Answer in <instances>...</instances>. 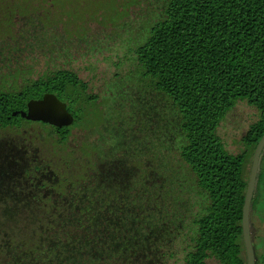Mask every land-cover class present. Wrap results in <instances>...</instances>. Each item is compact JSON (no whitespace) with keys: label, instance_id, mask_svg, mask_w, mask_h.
Returning <instances> with one entry per match:
<instances>
[{"label":"rangeland","instance_id":"rangeland-1","mask_svg":"<svg viewBox=\"0 0 264 264\" xmlns=\"http://www.w3.org/2000/svg\"><path fill=\"white\" fill-rule=\"evenodd\" d=\"M166 1L136 0L116 26L90 23L76 35L36 15L17 18L0 40V91L68 70L102 117L65 144L47 125L0 130V264H183L207 200L179 156V114L149 89L132 52ZM256 113L237 102L221 121L229 154L243 150ZM84 143L95 151L81 153ZM76 172L82 178L58 185L59 173Z\"/></svg>","mask_w":264,"mask_h":264},{"label":"trees","instance_id":"trees-1","mask_svg":"<svg viewBox=\"0 0 264 264\" xmlns=\"http://www.w3.org/2000/svg\"><path fill=\"white\" fill-rule=\"evenodd\" d=\"M135 4L136 0H0V40L11 35L17 18L36 15L42 27L62 26L76 35L85 33L90 23L116 26ZM132 52L149 89L163 94L179 114L184 139L179 156L207 200L204 213L194 221L197 230L183 264H207L210 258L228 264L231 256L236 263L233 234L238 233L246 186L243 171L264 136V0H167L162 20ZM87 90L88 84L68 70L30 80L19 90H2L0 130L21 127L26 121L11 114L25 111L30 100L52 94L73 117L69 127H50L65 144L73 129L93 130L102 122L97 98ZM243 101L259 117L241 137L246 150L233 155L225 150L217 129ZM91 120L95 123L88 125ZM89 147L84 143L81 153Z\"/></svg>","mask_w":264,"mask_h":264},{"label":"flooded vegetation","instance_id":"flooded-vegetation-1","mask_svg":"<svg viewBox=\"0 0 264 264\" xmlns=\"http://www.w3.org/2000/svg\"><path fill=\"white\" fill-rule=\"evenodd\" d=\"M255 116L257 118L256 119V121H257L259 114L256 113ZM31 123H36V124H40V125H47V124H43L40 122L26 121V123H24L21 127H24L25 125H30ZM47 126H49L46 129L47 131H50L51 128H55V127H52L50 125H47ZM21 127H18V128H21ZM12 128H15V127H12ZM7 129H10V128H7ZM55 129L59 131L61 128L60 129L55 128ZM87 131H91V129H89ZM242 146H243V150L241 152L246 150L244 145H242ZM259 159L260 160H259L258 166H257L256 178H255L253 190L251 193V198H250L249 207H248V215H247V236H248V243H249V246L251 249V256H252V263L253 264H264V150H262ZM250 163H251V158L249 160H247V162L245 163V167H244V171H243V179L246 183V186H245V191H244L243 199H242V203H241L239 219L237 221V226H236L238 229V233L233 234L234 239H235L234 244L237 248V253H236L237 262L233 263V257L231 256L229 258L228 264H248V254H247V248H246V244H245V239H244V235H243V229H242V223L241 222H242V207H243L245 192H246L248 179H249L248 177H249V172H250ZM60 175L61 174L59 173L58 177H59L60 184H58V185H61V180L62 181L67 180V179H61ZM230 222H231V220H230ZM194 236L192 238H189V245H190L189 249L190 250H191L192 240H193ZM189 251H187L185 253V255ZM183 259H184V257H183ZM208 261L211 262L212 264H220L214 258H210L207 260V264H210Z\"/></svg>","mask_w":264,"mask_h":264},{"label":"water","instance_id":"water-1","mask_svg":"<svg viewBox=\"0 0 264 264\" xmlns=\"http://www.w3.org/2000/svg\"><path fill=\"white\" fill-rule=\"evenodd\" d=\"M19 115L25 121L40 122L55 128L68 127L73 122V117L67 111L66 105L52 94H44L39 100H30L25 111L13 112L12 117ZM262 150H264V136L257 142L251 157L248 184L242 207V229L248 254V264L252 263L251 249L247 236L248 207L256 178L257 166Z\"/></svg>","mask_w":264,"mask_h":264}]
</instances>
